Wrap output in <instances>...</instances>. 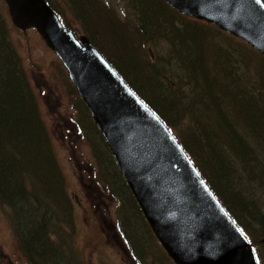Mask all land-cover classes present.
Wrapping results in <instances>:
<instances>
[{
	"label": "trees",
	"instance_id": "16d2710c",
	"mask_svg": "<svg viewBox=\"0 0 264 264\" xmlns=\"http://www.w3.org/2000/svg\"><path fill=\"white\" fill-rule=\"evenodd\" d=\"M47 1L65 26L90 38L128 85L168 125L255 246L264 238V93L259 87L264 80V56L239 42L251 49L253 55L247 56L250 58L244 71L235 65L234 68L233 53L220 45H214L215 52L209 56L208 51H212L200 25L203 21L192 18L189 19L192 22H184L182 18L187 19L186 16L164 0H126L130 14L126 11L124 14L134 18L144 42L167 44L168 53L164 57L167 65H160L162 56L152 60L143 52L133 51L132 35L127 33L126 21H121V13L115 6L108 3L96 11L101 0ZM67 10L77 18H87L80 23L81 31L68 20ZM94 22L101 23L106 30L95 32L98 29ZM7 36L6 19L0 14V208L10 215L19 247L36 264L47 255L52 261L55 251L48 248L55 246L57 238L50 237L53 222L42 217L36 221L33 212L43 210L45 216L55 217L58 205L66 209L71 203L37 94ZM104 39L109 42V51L99 43L108 44ZM231 44L240 49L234 41L229 43L230 49ZM174 74L180 82L174 79ZM203 86L205 91L201 90ZM187 88L196 93L195 98L186 95ZM72 89L79 95L73 85ZM211 90L215 91V102L205 100ZM242 105L246 109L242 110ZM73 106L78 112L75 122L82 129L81 118L85 124L89 123L109 152L80 96ZM204 108L215 113L214 129H209L197 113ZM104 162L101 166L107 171ZM117 174L120 181L124 180L121 172ZM38 182L44 185V194H51L47 190L52 182L62 197L55 192L51 194L53 197L39 198L35 191ZM113 187L110 190L115 194L118 188ZM123 187L130 190L125 180L119 189L124 191ZM130 197L140 212L133 195ZM125 223L124 218L123 231ZM54 233L56 236L57 232ZM55 258L52 264H61Z\"/></svg>",
	"mask_w": 264,
	"mask_h": 264
},
{
	"label": "water",
	"instance_id": "95a60500",
	"mask_svg": "<svg viewBox=\"0 0 264 264\" xmlns=\"http://www.w3.org/2000/svg\"><path fill=\"white\" fill-rule=\"evenodd\" d=\"M264 55V0H164ZM13 25L36 29L88 105L135 199L175 264H259L241 227L161 118L86 35L46 0H5ZM264 244V238L261 239Z\"/></svg>",
	"mask_w": 264,
	"mask_h": 264
},
{
	"label": "rangeland",
	"instance_id": "374dc122",
	"mask_svg": "<svg viewBox=\"0 0 264 264\" xmlns=\"http://www.w3.org/2000/svg\"><path fill=\"white\" fill-rule=\"evenodd\" d=\"M108 3L112 7L115 6L121 13V21H126L127 33L132 35L133 51L143 52L152 60L162 56L160 65H167L164 60L168 53L167 44L144 42L142 32L134 18L124 14L125 11L130 14L126 10V0H101L96 5V11ZM0 14L6 19V28L9 34V37L7 36L8 43L17 52L16 57L26 70L28 79L37 94V100L52 138V148L64 176L67 196L71 203L70 207L66 209L58 205L55 217L45 216L43 210L33 212L34 218L37 217L36 221L42 217L49 223L53 222V231H51L50 237L52 240L56 238L57 240L55 246L48 248V251H55L51 255L52 261L57 256V260L61 264H175L144 222L143 216L132 204L130 190L126 187H123L124 191L119 189L121 181L124 182V180L120 181L117 174L119 169L113 157V161L111 160V153L106 150L98 134L91 131L89 128L91 125L85 124L83 118L81 121L84 129H78L73 125V104L79 95L74 93L64 65L46 45L37 30L23 31L13 25L5 0H0ZM67 14L69 15L68 20L81 31L80 23L87 18H77L68 10ZM185 18L187 19L182 18L184 22L190 23L192 21L189 19L194 20L187 16ZM87 23L89 24V21ZM94 23L98 29L95 32L106 30L101 23ZM200 25L205 30L209 50L212 51V53L208 51L209 56L215 52L214 45H220L221 49L233 53L231 56L232 66L235 65L236 68L244 71L248 58H250L247 56L253 55V51L244 48L239 42L248 44L212 23L203 21ZM86 27L89 28V26ZM76 33L81 35L80 32ZM104 41L108 42L106 39ZM231 41L236 42L240 49L232 44L230 49ZM99 43L106 51H109V42L108 44ZM218 55L222 56L221 53ZM178 77L174 74V79L180 82ZM259 87L264 93V80ZM201 90L205 91V87L203 86ZM185 93L190 99L193 96V98L196 97V93L191 88H187ZM214 93L215 91L211 90L205 100L215 102ZM244 109L246 107L242 105V110ZM197 113L200 114L209 129H214L216 118L213 109L204 108ZM243 113L247 112L243 111ZM219 127L226 129L222 126ZM107 156L108 159H106ZM103 162V167L105 165L104 169L107 171L102 169ZM108 184L110 187L118 188L114 191L115 194H112ZM58 189H55L51 182L47 191L52 195L57 192L62 197V193ZM35 191L39 198L48 195L53 197L49 193L44 194L42 183L35 184ZM42 207L44 208V206ZM118 217L122 222L125 218L124 227L129 238L125 236L123 229L119 228ZM55 231L57 232L56 236ZM261 239L253 247L259 263L264 264V244ZM19 246L10 215L4 214L0 208V264H34L27 257L29 256L28 252L24 253ZM56 247L57 249H55ZM48 257L47 255L42 259L43 261L40 263L37 261L36 264H52L51 258Z\"/></svg>",
	"mask_w": 264,
	"mask_h": 264
},
{
	"label": "flooded vegetation",
	"instance_id": "af4514ba",
	"mask_svg": "<svg viewBox=\"0 0 264 264\" xmlns=\"http://www.w3.org/2000/svg\"><path fill=\"white\" fill-rule=\"evenodd\" d=\"M76 113H77V111H76ZM73 123V125L75 126V123L74 122H72Z\"/></svg>",
	"mask_w": 264,
	"mask_h": 264
},
{
	"label": "snow or ice",
	"instance_id": "6c2138e0",
	"mask_svg": "<svg viewBox=\"0 0 264 264\" xmlns=\"http://www.w3.org/2000/svg\"><path fill=\"white\" fill-rule=\"evenodd\" d=\"M257 2H259V0H257Z\"/></svg>",
	"mask_w": 264,
	"mask_h": 264
}]
</instances>
